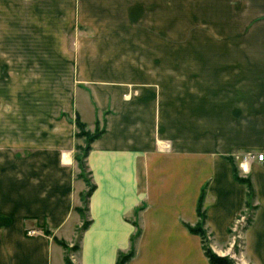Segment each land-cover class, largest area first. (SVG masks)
Wrapping results in <instances>:
<instances>
[{"label": "crops", "instance_id": "0c3cea01", "mask_svg": "<svg viewBox=\"0 0 264 264\" xmlns=\"http://www.w3.org/2000/svg\"><path fill=\"white\" fill-rule=\"evenodd\" d=\"M1 2L20 3L29 12L39 7L25 17L24 29L35 40L56 39L50 50L57 56L70 33L77 40H94L84 51L77 47L76 55L87 57L68 62L72 70L121 69L97 58L107 53L96 50L98 41L115 49L120 40L127 46L136 39L157 72L141 81L143 89L135 96L75 93V107L85 123L103 116V133L91 142L85 158L95 188L77 264H115L118 252L129 250L137 229L136 252L126 264H209L200 238L186 225L198 221L196 206L204 190V229L213 251L219 253L215 248H221L232 227L239 229L247 188L234 179L233 165L239 177L250 181L253 193L251 221L233 238H242L247 262L264 264V162L251 159L243 168L240 160L245 152H264V0ZM192 24L213 29L216 37L230 33L233 39L230 47L197 53L203 65L219 72L214 94L207 92L204 101H214L215 107L202 106L198 115L190 100L183 111L176 109L175 88L191 82L171 77L177 65L174 42L182 36L177 32L190 31ZM108 40L119 43L109 45ZM170 40L173 45H165ZM27 48L37 55L49 50L45 42H30ZM43 63L39 60L35 68H47ZM111 81L90 79L88 85L108 87ZM44 131L25 129L18 143L0 141V264H66V250L57 240L72 246L82 224L76 208L87 185L74 160L73 128L67 137L55 133L50 139Z\"/></svg>", "mask_w": 264, "mask_h": 264}, {"label": "rangeland", "instance_id": "374dc122", "mask_svg": "<svg viewBox=\"0 0 264 264\" xmlns=\"http://www.w3.org/2000/svg\"><path fill=\"white\" fill-rule=\"evenodd\" d=\"M19 4L8 6L6 3H0V141L6 142L9 139L12 140V144L18 143L21 141V133L25 129L36 132L39 128L45 129L44 134L49 139L55 133L65 134L66 136L62 135V137H67L69 136L67 130L69 131L73 128V135H70V140H72L74 145V160L79 167L77 159L82 161V154L90 137L103 129V116L95 121L87 119L88 123H85L80 118L75 107V93L83 90L85 93L95 94L96 97H105V95L113 97L115 94L135 96L138 91L143 89L139 86L141 81L157 77V72L150 69L151 56L141 55L140 50L142 49L138 47V40L136 39L127 41L129 44L127 46L124 45L123 40H120V47L116 48L114 46L115 49L111 46L101 47L100 44L103 40L98 41L96 50L99 52L105 50L107 53L96 54L97 58L104 57L108 62L120 64L121 69L107 71L72 70V64L68 62L77 61L78 59L76 58H79L80 61L83 56L76 55L77 47L79 46L80 51H84L87 49L86 44L88 42L93 44L94 40L86 38L77 40L70 33L67 38L62 40L63 49L61 52L59 51L61 56H57L50 50L51 44H56V39L35 40L30 38L29 33H26L29 30L24 29V20L27 19L25 17L34 15V10H40V8L31 7L32 10L29 12V7ZM178 34H182V36L176 38L174 42L177 65L174 74L171 73V77H175L177 80H188V82H191V86H177L175 88L176 109L183 111L190 100L193 113L198 115L199 111L202 110V106H205V108L215 107L214 101L211 103H204V101L208 98L207 92L213 91L212 93L214 94L216 89L214 87V79L218 77L219 72L215 70L214 66L207 67L203 65V62L200 61L201 56L197 53L206 52L205 50L216 47H230L233 39L230 37V33L225 34L228 37H216L213 29L203 25L199 26V24H192L190 31L177 32ZM113 41L119 43V40ZM113 41L108 40L107 42L111 45ZM30 42L34 44L35 42L47 43L49 48L47 54H31L29 48H27ZM104 43H106L105 40ZM159 45L163 46V41L160 40ZM165 45L171 46L173 44L170 40V43ZM114 50L115 52H113ZM116 50L119 52L116 53ZM83 57L87 56L84 55ZM39 60H42V63L44 62L43 65H46L47 68H35ZM141 62L147 64L145 65ZM139 66L147 67V69H139ZM164 77L167 76L165 75ZM104 78L114 80L111 81L112 85L108 87H90L88 85L90 79ZM207 82L211 85L205 86L203 84H207ZM124 83H128V85ZM189 89L190 98L188 95ZM81 97L82 94H78V103L86 111L85 101ZM212 99L214 100V98ZM75 117H78L85 124L82 128L84 135L79 133L80 130L74 123ZM249 153L264 154L262 151L245 152L241 156V164L243 163L242 158ZM245 164L243 163V165ZM242 173L245 174L246 172L242 170ZM81 206L84 210L82 204ZM251 213L252 204L249 200L246 210L242 212L244 215L243 222L239 229L235 230L234 228L233 230L232 227L227 233L226 241L221 244V248H215L219 252L217 253L218 255L229 256L233 260V264H250L242 254V238L236 237L233 239V236L238 232L244 231L243 227L246 224V219L251 216ZM85 219H87V212H84L82 221ZM77 235L76 231L73 245L77 244ZM233 240L235 241L233 242ZM73 245H67L66 254L71 264H77L76 255H78L79 249L71 251L70 249Z\"/></svg>", "mask_w": 264, "mask_h": 264}, {"label": "trees", "instance_id": "16d2710c", "mask_svg": "<svg viewBox=\"0 0 264 264\" xmlns=\"http://www.w3.org/2000/svg\"><path fill=\"white\" fill-rule=\"evenodd\" d=\"M74 123L76 124V126L80 130L79 133L84 135L82 132V128L84 127L85 124L83 122H81L78 117H75ZM102 133H103V129L99 133L94 134L90 137V140H89V142H88V144H87V146H86V148L82 154V157H83L82 161L77 159V162H79V169H80L79 176L84 179V181L87 185L86 191L81 194V202H82V205H83L85 211L83 210L82 206L79 208H76V210L79 212V214L81 215L82 218L84 217V212L88 211V200H89V197H90L92 191L95 188L94 184L91 182V179L88 175L89 173L86 172L85 158L87 157V154L90 150L91 142L93 140H95L97 137H99ZM229 160L232 162L231 158H229ZM233 176L237 182L244 184L246 186V188H247L246 205H248V201L252 198V195H253L252 190H251L250 181L247 178L239 177L234 165H233ZM203 198H204V190H202V192L198 198L197 206H196V213H197L198 221L193 226L186 225V228L190 233L197 235L200 238V243H201L203 253H204L205 257L207 258L209 264H233L234 262L229 256L218 255L217 253H215L213 251V249L209 245V239L207 236V232L204 229L205 210L203 208ZM250 218L251 217H248L246 219V224L243 227V229H246L247 225L251 221ZM89 224H90L89 219H85L82 221L81 226L77 229V233H78L77 244L73 245V247L70 249L71 251H74L77 248L79 249V241L81 240V237H82L84 230L89 226ZM44 232L47 235L49 234V231L47 229H45ZM139 235H140V230L137 229L136 232L130 238V246L131 247L126 252H118L115 264H126L131 258H133V256L135 255V252H136L135 251V242H136L137 238L139 237ZM57 242L61 246H63L65 248V250L68 248L67 244L64 243L63 241L57 240ZM65 262H66V264H71V261H70L68 256H65Z\"/></svg>", "mask_w": 264, "mask_h": 264}, {"label": "built area", "instance_id": "2783aa9c", "mask_svg": "<svg viewBox=\"0 0 264 264\" xmlns=\"http://www.w3.org/2000/svg\"><path fill=\"white\" fill-rule=\"evenodd\" d=\"M251 159H256L258 161H263L264 162V154L263 153H258V154L249 153L247 156L242 158V161H243V163H246L247 160H251ZM242 164H241V166H242ZM243 168H245L244 165H243ZM233 239H235V237ZM234 241L235 240H233V242Z\"/></svg>", "mask_w": 264, "mask_h": 264}]
</instances>
